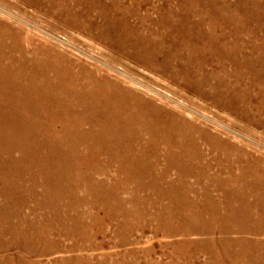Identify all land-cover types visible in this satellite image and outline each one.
<instances>
[{
    "label": "bare ground",
    "instance_id": "bare-ground-1",
    "mask_svg": "<svg viewBox=\"0 0 264 264\" xmlns=\"http://www.w3.org/2000/svg\"><path fill=\"white\" fill-rule=\"evenodd\" d=\"M149 1L7 6L87 31L223 109L250 104L252 91L264 101V0H160L141 12ZM18 36L0 21V250L96 264L81 253L103 247L111 223L116 246L147 229L174 238L160 246L168 264H264L263 162ZM15 260L30 263L0 264Z\"/></svg>",
    "mask_w": 264,
    "mask_h": 264
},
{
    "label": "rangeland",
    "instance_id": "rangeland-1",
    "mask_svg": "<svg viewBox=\"0 0 264 264\" xmlns=\"http://www.w3.org/2000/svg\"><path fill=\"white\" fill-rule=\"evenodd\" d=\"M4 1L0 0V21L7 23L18 32L19 42L22 45L38 47L51 56H60L63 62H69L68 64L74 67H84L97 78L106 76L110 81L118 82L130 91L152 101L162 108L165 114L174 115L182 122L205 131L213 137L214 141L232 145L241 154L264 163V107L257 106L264 104V101L258 93L254 91L250 93L253 97L250 104L239 103L231 110L223 109L210 99L193 94L192 91L168 76H161L156 71L116 58L111 50L94 39L87 31L61 23L42 13H36L29 6L21 5L19 10L9 7L7 5L12 0ZM228 1L234 3L235 0ZM149 2L150 4L141 7V12L145 9L151 10L153 4L162 3L160 0ZM225 30L229 29L225 28ZM254 32L261 33L259 30ZM108 172L110 176L117 174L116 167L108 168ZM171 176H174V173H171ZM32 204L29 203L27 207L31 208ZM108 226L110 232L104 238L102 249L82 252V256L90 255L96 264H113L114 262H118L116 264H129V262L130 264H145L146 257L143 256L141 250L153 247L154 252L149 258H154L161 264L170 262L169 256L165 254L166 251L160 246L174 238L155 236L147 229L144 233L134 234L129 244L116 246L113 243L115 240L111 232L114 230V225L109 223ZM102 239L98 237V240ZM132 250L138 251L137 254H131ZM74 254L76 253L61 251L29 256L23 250L12 248L0 250V261L4 257L12 256L24 257L29 260L28 264H58L57 261L67 259ZM200 259H204V256ZM16 261L14 264H18Z\"/></svg>",
    "mask_w": 264,
    "mask_h": 264
}]
</instances>
